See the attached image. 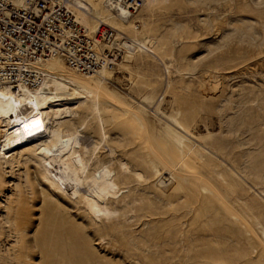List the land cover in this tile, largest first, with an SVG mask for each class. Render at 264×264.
<instances>
[{"label": "rangeland", "instance_id": "374dc122", "mask_svg": "<svg viewBox=\"0 0 264 264\" xmlns=\"http://www.w3.org/2000/svg\"><path fill=\"white\" fill-rule=\"evenodd\" d=\"M150 2L110 25L105 80L45 65L99 99L62 129L111 171L116 216L56 193L30 152L0 159V264H264V0Z\"/></svg>", "mask_w": 264, "mask_h": 264}, {"label": "bare ground", "instance_id": "6f19581e", "mask_svg": "<svg viewBox=\"0 0 264 264\" xmlns=\"http://www.w3.org/2000/svg\"><path fill=\"white\" fill-rule=\"evenodd\" d=\"M20 1L23 6L25 0ZM142 1L151 4L150 0ZM116 2L103 0L104 10L95 18L91 17L93 10L83 0H69V6L77 22L93 32L99 23L110 27L128 14L126 9L114 4ZM97 3L98 0L92 1L94 7ZM90 20L97 21L92 28ZM122 46L128 50L144 48L136 40L122 42ZM56 61L59 59L45 65ZM108 75L107 69H101L84 78L93 86L96 77L105 80ZM90 99L92 96L82 85L46 72L40 85L33 90L21 88L15 92L9 87H0V159L12 168L15 153L30 152L56 193L65 195L69 188L71 194L67 196L82 200L89 216L101 221L116 216L117 212L110 210L108 204L114 202L119 189L106 167L89 174L88 162L84 159L87 148L81 143L79 131L75 129L69 133L62 129L73 117L75 107L78 109L89 103L91 111L99 113V99ZM172 139L179 147L183 144L180 136L172 135ZM82 187L87 189L85 193H82Z\"/></svg>", "mask_w": 264, "mask_h": 264}, {"label": "built area", "instance_id": "2783aa9c", "mask_svg": "<svg viewBox=\"0 0 264 264\" xmlns=\"http://www.w3.org/2000/svg\"><path fill=\"white\" fill-rule=\"evenodd\" d=\"M114 4L133 13L143 1ZM114 35L104 23L93 32L80 25L69 0H25L23 6L0 0V87L15 92L37 88L45 64L53 59L84 77L111 70L116 60Z\"/></svg>", "mask_w": 264, "mask_h": 264}]
</instances>
